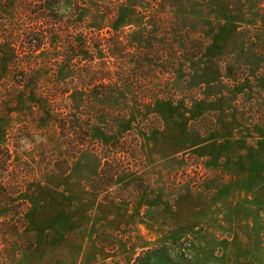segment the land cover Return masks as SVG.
Returning a JSON list of instances; mask_svg holds the SVG:
<instances>
[{
	"label": "rangeland",
	"instance_id": "1",
	"mask_svg": "<svg viewBox=\"0 0 264 264\" xmlns=\"http://www.w3.org/2000/svg\"><path fill=\"white\" fill-rule=\"evenodd\" d=\"M0 48V264H264V0H0Z\"/></svg>",
	"mask_w": 264,
	"mask_h": 264
},
{
	"label": "trees",
	"instance_id": "2",
	"mask_svg": "<svg viewBox=\"0 0 264 264\" xmlns=\"http://www.w3.org/2000/svg\"><path fill=\"white\" fill-rule=\"evenodd\" d=\"M47 5L49 6V4L47 3ZM52 6V5H51ZM32 34V32H30V34L29 35H31ZM26 37H28V35H26ZM31 39H29V41H30ZM39 41L40 40H36V39H34V42L39 46ZM28 45L29 46H31L32 48H33V43H28ZM10 48H14V46L12 47V46H9V53H11V56H12V53L14 54V50H10ZM6 49H3V51H5ZM0 51H2V48H0ZM13 51V52H12ZM5 53V52H4ZM4 59H5V57H3V56H1V54H0V62H2V61H4ZM116 89H119V88H116ZM101 95V94H100ZM98 99H101V98H98ZM101 101V100H100Z\"/></svg>",
	"mask_w": 264,
	"mask_h": 264
}]
</instances>
